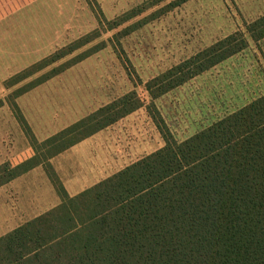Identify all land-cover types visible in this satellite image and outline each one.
<instances>
[{"label":"rangeland","instance_id":"374dc122","mask_svg":"<svg viewBox=\"0 0 264 264\" xmlns=\"http://www.w3.org/2000/svg\"><path fill=\"white\" fill-rule=\"evenodd\" d=\"M26 1L0 2V237L25 220L4 203L24 194L19 158L40 164L20 118L70 197L71 172L86 190L163 146L150 79L264 15V0ZM262 95L264 39L152 104L180 142Z\"/></svg>","mask_w":264,"mask_h":264},{"label":"trees","instance_id":"16d2710c","mask_svg":"<svg viewBox=\"0 0 264 264\" xmlns=\"http://www.w3.org/2000/svg\"><path fill=\"white\" fill-rule=\"evenodd\" d=\"M244 30L150 79L163 146L75 196L20 118L60 201L0 237V264H264V95L180 142L152 104L263 40L264 15Z\"/></svg>","mask_w":264,"mask_h":264},{"label":"crops","instance_id":"0c3cea01","mask_svg":"<svg viewBox=\"0 0 264 264\" xmlns=\"http://www.w3.org/2000/svg\"><path fill=\"white\" fill-rule=\"evenodd\" d=\"M9 2V3H17L18 0H0V2ZM32 1V0H30ZM34 0L32 2L26 1V4H40L43 3L44 0ZM2 2V3H3ZM22 3V1H20ZM70 149V148H69ZM26 153V151L24 150ZM29 158H19V162L16 165L17 171L14 173L18 176L16 180H12L8 184L10 188H14L16 185L18 189L21 190V193L24 194H18L14 196L13 194L10 196V199L6 200L4 203H6L8 206L14 209L17 216H23L25 218L24 222L21 223V225L25 224L26 222L34 219L35 217L45 213L46 208H50L51 205L54 206L56 204L57 198L56 193L52 192L50 186L46 183V178H44V171L42 167L37 166L36 162L31 158V155L28 156ZM29 160H31L32 164L29 165V168L24 169L22 171V168H25L29 164ZM10 165H13L11 162ZM73 173H70V183L67 184L68 191L70 190V196H75L82 192L88 184H91L90 178L85 179L81 176L72 175ZM11 175L13 176L12 172ZM46 175V174H45ZM47 177V176H46ZM21 182L23 184L21 185ZM43 187L48 191V193L45 195V198H47L48 204L44 205V196H43ZM11 194V192L9 193ZM6 196L4 195V198ZM2 198V197H1ZM7 199V198H6ZM51 203V204H50ZM1 205V203H0ZM45 206V208H44ZM18 213V214H17ZM20 214V215H19ZM1 216V214H0ZM21 225L17 226L20 227Z\"/></svg>","mask_w":264,"mask_h":264}]
</instances>
